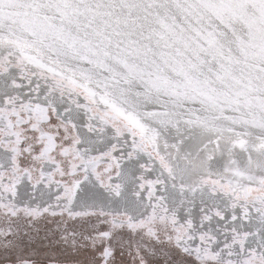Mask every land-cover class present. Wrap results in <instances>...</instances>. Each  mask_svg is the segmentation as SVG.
I'll return each instance as SVG.
<instances>
[{
  "label": "snow or ice",
  "instance_id": "1",
  "mask_svg": "<svg viewBox=\"0 0 264 264\" xmlns=\"http://www.w3.org/2000/svg\"><path fill=\"white\" fill-rule=\"evenodd\" d=\"M0 264H264V0H0Z\"/></svg>",
  "mask_w": 264,
  "mask_h": 264
}]
</instances>
